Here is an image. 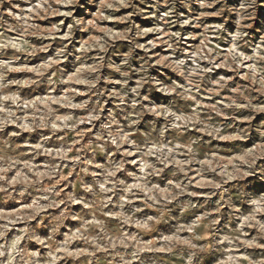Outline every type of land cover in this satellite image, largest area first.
I'll return each mask as SVG.
<instances>
[{
    "label": "clouds",
    "instance_id": "9594fccd",
    "mask_svg": "<svg viewBox=\"0 0 264 264\" xmlns=\"http://www.w3.org/2000/svg\"><path fill=\"white\" fill-rule=\"evenodd\" d=\"M0 264H264V0H0Z\"/></svg>",
    "mask_w": 264,
    "mask_h": 264
}]
</instances>
